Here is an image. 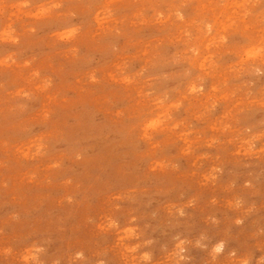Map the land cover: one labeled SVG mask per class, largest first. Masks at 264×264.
Listing matches in <instances>:
<instances>
[{"label":"rangeland","instance_id":"374dc122","mask_svg":"<svg viewBox=\"0 0 264 264\" xmlns=\"http://www.w3.org/2000/svg\"><path fill=\"white\" fill-rule=\"evenodd\" d=\"M0 264H264V0H0Z\"/></svg>","mask_w":264,"mask_h":264},{"label":"clouds","instance_id":"9594fccd","mask_svg":"<svg viewBox=\"0 0 264 264\" xmlns=\"http://www.w3.org/2000/svg\"><path fill=\"white\" fill-rule=\"evenodd\" d=\"M222 249H223V244H220V245H218V246L215 248V251H216L217 253H219V252L222 251Z\"/></svg>","mask_w":264,"mask_h":264}]
</instances>
